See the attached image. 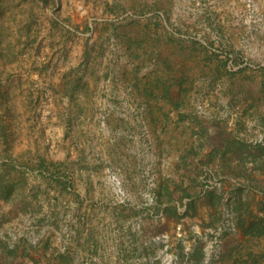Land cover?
Segmentation results:
<instances>
[{"label": "rangeland", "instance_id": "obj_1", "mask_svg": "<svg viewBox=\"0 0 264 264\" xmlns=\"http://www.w3.org/2000/svg\"><path fill=\"white\" fill-rule=\"evenodd\" d=\"M0 264H264V0H0Z\"/></svg>", "mask_w": 264, "mask_h": 264}]
</instances>
